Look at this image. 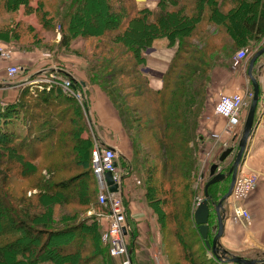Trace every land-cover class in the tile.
Masks as SVG:
<instances>
[{
  "label": "trees",
  "instance_id": "trees-1",
  "mask_svg": "<svg viewBox=\"0 0 264 264\" xmlns=\"http://www.w3.org/2000/svg\"><path fill=\"white\" fill-rule=\"evenodd\" d=\"M102 1L110 24L90 31L79 26L85 11L95 8L93 0H0V18H24L8 32L0 24V44L20 52L35 50L41 42L29 44L13 33L21 30L23 38L41 36L46 42L58 23L63 49L90 38L105 39L100 47L109 57L81 52L88 62L81 69L84 81L86 77L118 113L132 148L130 177L146 187L145 204L158 225L164 254L174 257L172 264H219L207 256L191 217L197 196L194 174L206 143L201 129L212 113L215 70L235 68L233 57L240 50L264 42V0H160L142 10L136 0ZM32 18L37 26L26 21ZM154 47L175 51L160 90L152 87L147 69ZM51 110L50 116L38 114ZM91 135L79 103L60 87L28 85L15 99L0 100V164L7 166L0 180V211L10 219L0 227V264L5 252L15 264H59L49 256L47 244L65 236L75 237L59 251L65 264H85L86 249L80 244L87 240L93 242L94 258L103 252L107 264H120L103 243L98 221L86 218L91 210L106 212L98 202ZM12 170L38 194L29 199L11 195L7 181ZM221 184L209 189L214 201L227 192L228 185ZM57 208L63 213L56 219ZM210 223L216 225L214 214ZM133 226L135 252L143 234Z\"/></svg>",
  "mask_w": 264,
  "mask_h": 264
},
{
  "label": "crops",
  "instance_id": "crops-1",
  "mask_svg": "<svg viewBox=\"0 0 264 264\" xmlns=\"http://www.w3.org/2000/svg\"><path fill=\"white\" fill-rule=\"evenodd\" d=\"M159 1L160 0H138V6L139 9L142 10L147 7H153ZM263 48H261V50ZM174 53L175 51L173 49H156L153 50L152 55L149 57L147 69L148 73L151 76L152 87L155 90H160L162 88L163 78L166 74L169 62ZM249 59L250 57L244 63L247 64ZM18 67H20L21 69V74L24 75V77L19 79V81L17 79L14 81H10L7 78V71H5V77L3 73L0 72L1 101L5 102L10 99H15L19 95L20 91L24 88L22 87L21 83H23L24 81L26 83L28 80L30 81L33 78L34 74L38 73H30L28 72L29 70L27 69V67H23L21 65ZM55 70V67L51 68L50 72L54 73ZM61 72L62 75L67 76L66 78H71L72 80L75 79L77 81V79L75 78L76 76L69 74V72ZM247 73L248 68L246 70V73L243 75L236 70V67L217 68L214 75V88H221V91L223 89L224 91L230 92V94L244 95L248 91V88L245 87V90L242 89V80L246 81L247 85L245 86H252ZM255 76L259 81L261 90L260 95L262 96L264 95V57H262L257 63ZM79 81L82 82L81 85L84 82L86 87H88L87 83L84 81V76L83 78H81V80L79 79ZM91 93V105L93 106V108H95V112L93 116L92 114H88V117L90 119L89 122L92 126L95 145L96 142H99L100 145L103 146V148L116 149L122 155H124L127 160L130 161V157L132 154L131 143L123 129L117 111L110 105L106 97H104L101 92L96 89H91ZM5 96H7V98H4ZM257 110H259V105ZM224 126V119L216 117L213 109L211 115L205 119L201 129L202 135L206 141V152L208 151V149H210L211 144L213 143V141L210 139V136L212 134L218 135L222 133ZM243 126L244 124L241 125V127H239V129L237 130V134L239 137L242 134ZM112 136H116L119 138L118 147L113 143ZM223 141L231 142L232 138L229 136H225L223 138ZM236 141H238V138L235 140V142ZM220 156V149L215 150L212 154V163L214 164L216 161H218ZM252 171L258 172L261 175V180L258 183L256 191H254L249 200L245 204H243L252 215V226H246L249 228H245L244 226H242V224H236L233 221V206L232 204H229L226 210L225 232L221 239V246L227 253L234 256H242L247 258H255L260 256L264 257V120H262V123L258 125V128L249 145L247 155L244 159V164L241 168V175H247ZM207 175L209 176V173H207ZM210 179L211 178L209 177L208 181ZM228 184V180H226L221 185L227 186ZM130 196L131 195L129 193V197ZM130 198H132V196ZM145 205L143 203L137 202L136 200L133 201V198L130 201L126 202V206L128 208L127 210L128 212H130V218L136 223L137 226H139V230L141 229L140 231L146 234L149 232L152 236L151 239L145 234V238L143 240L144 244L142 245L139 243V247L135 251L133 257L134 264H154L155 261L153 258L155 257H152L151 259V255L153 253L149 251V246H147L148 243L149 245H152L149 239L153 241L154 245L157 244L158 253L155 254V256L158 257L159 255L160 264H172V258L174 257H168L164 254L161 245L159 229L155 226L156 221L153 218L152 213L147 210ZM149 223L151 224V228L149 227ZM212 229L215 230V224L212 226ZM152 249L153 251H157L155 247H153ZM206 254L209 258L214 259L208 250L206 251ZM174 260L176 263V259ZM217 263L219 262L217 261Z\"/></svg>",
  "mask_w": 264,
  "mask_h": 264
},
{
  "label": "rangeland",
  "instance_id": "rangeland-1",
  "mask_svg": "<svg viewBox=\"0 0 264 264\" xmlns=\"http://www.w3.org/2000/svg\"><path fill=\"white\" fill-rule=\"evenodd\" d=\"M101 1L100 0H93L95 8H93L90 11H85L83 23L81 22L80 26H79V27H81V29L84 28V29H88L90 31L91 30L94 31V30L100 29L101 26L99 27V25L108 24V23L110 24L109 14L106 11L105 6H103L104 1H102V2ZM136 3H137V7L139 8L138 0H136ZM22 19H24V18L19 17L17 20H15L14 18L12 20L10 15H6V16H3L0 18V24L3 25V27L5 28L4 31L8 32V30L11 29V27H13L14 24H15V26L19 25L17 22L22 20ZM32 19H34V20H26V21L31 22L32 24L37 26L36 19L35 18H32ZM13 35L17 38H21L24 42H27L29 44L41 42V44H39L37 49L29 50V52L16 51V48L13 45L7 46L4 44H0V47L5 49L8 52V54L10 55V57L8 59H0V72L3 73L4 77H5V73H6L5 71H7L11 66L18 67L21 65L23 67H27V69L29 70L28 72H30V73L38 72V73L34 74L33 78L30 81L28 80L26 83H25V81L23 83H21L22 87H26L28 85H38V86H40V85H54V86L60 87L64 90V88L66 87L64 84L65 81H68L67 79L71 80V78H66L67 76H64L58 72L51 73L50 72L51 68L55 67L56 69H60L63 72H69V74L76 76L75 78L77 79V81H79V79L81 80V78H83V76H81V75L85 76L84 71L81 69L82 68L85 69L88 65L87 60L82 56L81 52L86 53V54L90 53L93 55H97V56L104 58V59L106 57H109L107 54H104V53H106L104 48L100 47V45H104L103 43H104L105 39H100V38H92V39L90 38V39H87L86 41H79V43L73 44L70 48L63 49V47H61V42H62V37H63V32L61 29V23L56 24L55 31L53 32L54 37L51 40L46 41V42L42 41V38H40L41 36L36 38V36H34V35H26V37L23 38V34H22L21 30H16V32L13 33ZM162 46H164V45H162ZM262 47H264V42L257 47H254V45H253V46L242 49V50L246 51L248 58L250 57V59H249L247 64L243 62V63L235 66L236 70L239 71V73H241L242 75L245 74L247 68H249V64H250L251 59L254 57V55L258 51L261 50ZM155 49H157V48H155ZM159 52H161V51H159ZM156 53H157V51H156ZM14 55H17V56H14ZM110 57H113V56H110ZM18 68H20V67H18ZM79 74H81V75H79ZM79 76H81V77H79ZM22 77H24L23 74H21L19 77H17V80L19 81V79ZM85 81H86V83L88 82L86 77H85ZM242 83H243L242 89L245 90V87H246V88H248V91L250 93L252 91L251 86H249V85L245 86V85H247L245 80H242ZM87 86L88 87L84 88L85 89L84 90L85 96L87 98V101H86L87 104L84 107L81 106V103H79V101L75 97L67 94L66 92L65 93L67 95L73 97L79 103V106L81 107L82 113L84 114L85 118L88 119V123H89L90 129H91V133L93 135V130H92V126L89 122L90 119L88 117V114H92V116H93L94 112H95V108H93V106L91 105L92 104V101L90 99L91 94H92L91 93V86L89 85V83H87ZM215 89H216V91H215ZM215 89L212 92L213 93L212 94L213 101L209 106L210 112L213 111L218 99L221 96L232 95V94H230V92L224 91L223 89L221 91V88L215 87ZM96 90L101 92L97 88H96ZM75 93H78V92L75 91ZM101 94L104 96V94L102 92H101ZM4 98H7V96H5ZM250 99L251 98L248 96L245 109L243 110L245 112V117H246L247 112L249 111V108L251 105L252 99L251 100ZM38 114H40V115L49 114V116H50L53 114V112L51 110L48 113L47 112H38ZM101 114H102V112H101ZM102 116H103V114H102ZM211 140L214 143V140L213 139H211ZM112 141L118 147L119 138L116 136H112ZM97 143L98 142H96V145H97ZM213 143L211 144V146L213 145ZM94 144H95V141H94ZM96 145L93 147L94 149H95ZM94 149H93V151H94ZM202 149H203L202 156L200 157V159L198 161V164H197V167L195 170V174H194V179H193L194 180L193 189L195 192H197V196L194 197L192 205H191V217L192 218L194 216V210L196 207V203H194L195 199H197L199 196L203 195L204 184L209 179V176L207 175V173H209V170H208L206 175H205L206 179L204 181V184H202V181L199 180L198 168L200 165V160L202 159L204 153L206 152L205 146ZM67 150H69V149H67ZM90 156H91V153L89 155V158H90ZM61 163H63L65 166L67 165L66 161H62ZM123 163H125V165L127 164L126 167H124ZM210 163L212 164V159H211ZM129 166L132 167L131 162L129 160L123 159L122 161H119V169H120L122 175L124 177H126V180L123 183V192H124L123 195H124V199H125V206H126V202L130 201L132 198H133V201L136 200L137 202L143 203L145 205L144 189L146 190V187L143 184H139L138 180H136V177H130L131 173L129 174V170H130ZM6 168H7V166H3V165L1 166V164H0V169H1L0 170V180L4 175L7 174V172L5 171ZM45 173L46 172H43L41 174L45 175ZM78 173H80V171L74 172L71 176L75 177ZM248 174L255 176L254 179H256V187H255L254 191H256L258 183L261 180V175H260V173L255 172V171L249 172ZM10 175L12 177H11V179H9L7 181V185L9 186L8 191H10L11 195L14 194L15 198L29 199V198H33L34 196H36L38 194L37 190H31L29 188L27 182H24L22 179H18L20 176L16 170H12ZM69 178H71V177H69ZM197 185L199 187H197ZM126 191L128 192V194ZM129 193L132 196V198H130L131 196L129 197ZM158 197H161V196L158 195ZM249 198L245 202H243L241 205L245 204L249 200ZM229 204H227V208H228ZM232 206H234V205L232 204ZM145 207L147 208L146 205H145ZM126 209H128L127 206H126ZM69 210L73 211L74 209L69 208ZM147 210L152 213V211L150 209L147 208ZM53 212H51V214H53ZM127 212H128V210H127ZM62 213L63 212H62V210H60V208L55 209V218L57 219ZM7 215H8L7 211H2V212L0 211V227L1 228H3L5 226L4 222L7 223L10 220ZM65 215H67V214L65 213ZM85 215L83 216V219L85 218ZM105 216L106 215L103 211L91 210L87 213L86 218L87 217L93 218V219L95 218V220L98 221L99 227H101L102 233L104 234L107 232V228H108ZM251 217H252V215H251ZM181 219H182V217H181ZM128 221H129L128 224L130 223V225H129L130 233L132 234L133 227H134L133 225L135 222L130 218V212H128ZM154 223H155V221H154ZM252 223H253V219H252ZM155 226L158 227L157 223H155ZM242 226H244V225H242ZM251 226H252V224H251ZM149 227L151 228L150 223H149ZM244 227L249 228L246 226H244ZM137 228L139 229V226ZM131 230H132V232H131ZM183 232H184V229L182 227V230H181L182 235H184ZM141 234H143V235H142V237H140L138 242L143 245L144 244L143 240L145 238L146 233H143L141 231ZM130 238H131V235H130ZM150 238L152 239V236ZM182 238H183L182 242L184 243L185 242L184 237L182 236ZM151 239H149V241L152 245H149V243L147 245V246H149L148 247L150 249L149 251L151 253H153L152 254L153 256L151 255V259H152V257H155V258H153L155 261L154 264H160L159 255H158V257L155 256V254L158 253L157 244L154 245L153 241ZM60 241H64V244H59ZM74 242H75V237L72 238L70 236H65L64 238H60V239L54 238L50 242V244H47V245H49L48 249H47L48 253L50 252L49 256H51L56 261H58L59 264L67 263V262L61 260V257L59 256L60 255L59 251L61 250V248H64V246H71ZM92 243L93 242L89 243V241L87 240V241H85V243H83V245L80 244V247H82L83 249H86V252L84 254H82V258L85 259V264L86 263L87 264H89V263L90 264H107L103 258V256H104L103 252H101L99 254L98 258L97 257L94 258V256H96V255L92 254V252H91V250H93V244ZM153 247H155V249L157 251H153V249H152ZM70 250H72V249L70 248ZM105 256L108 257L107 251L105 252ZM113 262L114 261H112L111 263L112 264H118V263H113ZM2 264H15L14 259H13V255L5 252V259L3 260ZM74 264H82V263L78 262V263H74Z\"/></svg>",
  "mask_w": 264,
  "mask_h": 264
},
{
  "label": "built area",
  "instance_id": "built-area-1",
  "mask_svg": "<svg viewBox=\"0 0 264 264\" xmlns=\"http://www.w3.org/2000/svg\"><path fill=\"white\" fill-rule=\"evenodd\" d=\"M153 53V50L149 55ZM10 55L8 52L0 47V59H8ZM248 59V55L245 50H240L234 57V65L237 66ZM7 78L10 81H14L21 74V69L15 66H11L7 70ZM65 81L64 92L75 97L81 106H86L87 98L85 96L84 88L74 84L71 80L67 79ZM78 92V93H75ZM253 98V92L247 91L244 95L232 94L221 96L215 107L214 114L216 117L222 118L225 121V126L222 133L216 135L212 134L210 137L214 140V144L211 148L203 155L200 160L199 180L204 184L205 175L210 168V161L212 159V154L215 150L224 151L228 149H236L238 138L237 130L243 124L244 117L243 110L246 106L247 97ZM250 99V100H251ZM258 120L262 123L264 120V95L261 96L258 110ZM257 120V121H258ZM231 137V142H224V137ZM93 171L98 182V202L102 206L105 212V218L107 221V232L103 234L102 241L109 247V254L113 259H116L120 264H134V251L131 247L130 241V227L128 224V212L125 206L124 197L120 194H114L110 192L109 187L105 179L107 173H112L114 177V182L121 185L122 173L119 168L115 165L118 163L119 154L115 149L103 148L98 142L93 151ZM215 163H218L216 161ZM227 164V163H226ZM228 166V165H227ZM224 166H220L219 172L223 170ZM240 172L232 192V197L230 199V204H233V221L236 224H242L244 226H251L252 217L251 213L247 208L241 205L245 202L251 194L254 192L256 187V179L254 175H241ZM205 185V184H204ZM197 187H199L197 185ZM205 200L204 195L199 196L195 199L196 207L194 212L199 208V206ZM125 230L128 234H125Z\"/></svg>",
  "mask_w": 264,
  "mask_h": 264
},
{
  "label": "water",
  "instance_id": "water-1",
  "mask_svg": "<svg viewBox=\"0 0 264 264\" xmlns=\"http://www.w3.org/2000/svg\"><path fill=\"white\" fill-rule=\"evenodd\" d=\"M262 57H264V48L254 55L249 64L247 75L253 85L254 97L251 101L247 117L244 121L245 123L243 126L241 137L238 141V147L236 150L228 149L224 151L219 158V163L213 164L210 167L209 177L211 179L205 186V200L195 212L194 220L199 228L201 238L204 241L207 250L212 253L213 258L220 264H264V258H247L242 256H234L223 250L221 246V239L224 235L226 226L225 223L227 204L232 196L235 182L244 164V159L247 155L249 145L258 128V125L260 124V120L257 121V108L260 101L261 90L259 81L255 76V70L258 61ZM73 80L77 83L75 79ZM83 86H86L84 82ZM116 152L120 154L119 151ZM229 160L231 161L230 165H228V167H224L223 170L219 172L220 164H225ZM115 165L118 167V163H116ZM226 168L228 169L227 172ZM131 171L132 167L130 166L129 174L131 173ZM105 179L110 192L114 194L118 193L121 196H124L123 183L126 180V177H121V185L114 182L112 173H107L105 175ZM227 179L229 180V184L226 194L219 201L215 202L213 197L209 194V189L212 186L222 183ZM213 214L216 216L215 230L212 229V225L210 223L211 216ZM124 232L125 234H128L127 230H125ZM211 236L213 237L211 238Z\"/></svg>",
  "mask_w": 264,
  "mask_h": 264
}]
</instances>
